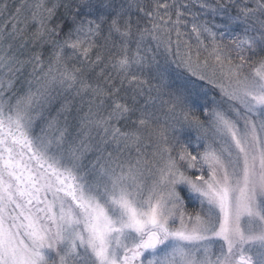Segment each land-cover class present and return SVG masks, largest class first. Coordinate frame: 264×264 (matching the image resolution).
I'll return each mask as SVG.
<instances>
[{
    "label": "snow or ice",
    "instance_id": "6c2138e0",
    "mask_svg": "<svg viewBox=\"0 0 264 264\" xmlns=\"http://www.w3.org/2000/svg\"><path fill=\"white\" fill-rule=\"evenodd\" d=\"M0 264H264V0H0Z\"/></svg>",
    "mask_w": 264,
    "mask_h": 264
}]
</instances>
